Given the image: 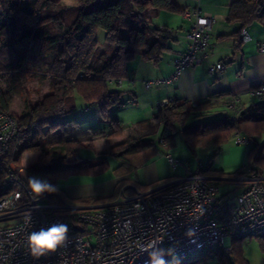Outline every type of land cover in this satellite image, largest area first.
Returning a JSON list of instances; mask_svg holds the SVG:
<instances>
[{"label":"trees","instance_id":"16d2710c","mask_svg":"<svg viewBox=\"0 0 264 264\" xmlns=\"http://www.w3.org/2000/svg\"><path fill=\"white\" fill-rule=\"evenodd\" d=\"M74 1L75 5H67L62 0H0V112L11 113L15 97L26 94L24 111L15 115L18 130L10 151L0 157V197L14 190L7 184L8 165L12 161L21 163L22 155L14 151L18 142L32 129H36V135H46L47 127L56 120L60 125L52 145L47 147L49 141L40 143L32 137L23 147L24 151L39 153L37 162L27 167L28 175L46 179L56 188L54 192H44L45 195L51 200H56L57 193L66 198L57 186L59 178L73 173L97 174L109 168L108 154L99 156L100 162L94 164L92 158L81 156L80 140L69 137L63 117L76 109L75 95L89 105L98 106L102 119L111 128V136H122L128 131L127 137L111 148V153L120 161L115 168L119 176L136 173L160 152L159 145L168 151L179 127L193 152L198 146H215L213 159L233 136L244 134L251 143L247 168L262 173L264 146L257 138L264 133V100L252 102L244 111L240 110L239 103L232 109V100H227L224 104L233 110L229 116L209 113L214 107L213 99L195 104L192 101L179 103V99L173 98L160 107L156 122L146 119L135 126H123L110 115L112 107L120 104L122 97V92L113 90L110 82L127 77L120 60L134 58V48H144L146 59H158L163 53L160 37L165 35V30L153 26L147 15L148 7L169 12L189 9L182 8L179 0ZM227 19L240 24L241 35L253 23H264V0H233ZM99 29L106 32L104 47L97 38ZM123 30L128 31V36L122 34ZM151 33L158 35L156 43L147 41ZM20 48H26L25 52H20ZM32 80L39 83L49 80L50 83V92L35 102L26 93ZM204 115L213 116L191 123ZM88 146L93 147V141ZM204 171L211 172L210 164L204 166ZM218 173L234 178L244 174L242 169ZM137 176L122 179L111 193L81 198L79 204H104L116 201L121 195H133L136 189L148 191L150 186L139 183ZM243 239L232 240L233 263L225 262L220 254L222 264H249L240 246ZM205 259V255H201L192 263L189 258L164 260L165 264H197Z\"/></svg>","mask_w":264,"mask_h":264},{"label":"built area","instance_id":"2783aa9c","mask_svg":"<svg viewBox=\"0 0 264 264\" xmlns=\"http://www.w3.org/2000/svg\"><path fill=\"white\" fill-rule=\"evenodd\" d=\"M185 16L193 20L186 35L187 49L175 59L170 77L145 81L147 88L171 82L184 69L209 62L207 50L217 19L203 14L200 5L187 10ZM164 30L167 38L176 32L169 27ZM242 39H250L247 30L242 31ZM259 49L264 52V42ZM224 67L221 61L208 63L211 74ZM253 94L264 95V83ZM238 102L234 98L231 108ZM17 130L15 116L0 112V157L9 153ZM249 142L235 135V143ZM168 158L177 169L181 161ZM15 165L9 163L7 179L14 190L0 197V264H150L153 251L162 250L167 260L188 259L216 245L228 248L235 238H264V175L259 171L248 169L240 176L247 186L233 201L224 199L218 181L201 164L195 170L186 167L182 176L161 188L136 189L133 195H122L104 206L82 208L66 202L60 193L51 200L33 192L27 170ZM54 222L68 225L66 241L44 256H32L28 236Z\"/></svg>","mask_w":264,"mask_h":264},{"label":"crops","instance_id":"0c3cea01","mask_svg":"<svg viewBox=\"0 0 264 264\" xmlns=\"http://www.w3.org/2000/svg\"><path fill=\"white\" fill-rule=\"evenodd\" d=\"M232 1L233 0L178 1L179 5L182 8H186L189 10H192L197 5H200L203 14L207 16H213L217 19V23L213 26L212 29L211 44L207 50V53L209 62L221 61L225 64V67L219 73L211 74L208 69L209 62L205 61L195 67H188L184 69L179 74V76L171 82H162L159 85L151 87L155 89L153 91H150L149 93V107L151 109H155V112L152 118L146 119H150L156 122L158 120L157 116L159 109L160 107H162V102L164 100H171L173 98L179 99V103H183L184 101H192L195 104L213 99L214 107L209 110V113H218V115L226 113L229 116L232 115L233 110H231L224 104V102L227 100H232L233 102L234 98H238L239 108L243 111L247 110L252 102L258 101V98H260L259 100H264V95L259 97L253 94L254 90L264 83V52L260 51L259 49L260 44L264 42V23L255 22L251 26L246 28L250 39L248 41H244L242 39V34H239L240 24L229 22L227 19ZM185 12H169L162 11L154 7H148L147 15L153 26L157 27L158 29H165L167 27L172 28L176 31L175 35L171 38H167L163 34L160 37V42L162 43L164 48L163 53L160 55V57H158V59H146L143 57V53L145 50L144 48H134V58L140 59L141 66L144 64H149L150 68H153L154 71L152 73L150 72L149 74L141 73V75L133 68L132 74L128 69V61H125V59L123 58L120 60V64L121 66L126 68L127 77L121 79L118 82L123 85L125 83H127L128 85H134V83L136 84V82L140 79L136 78V76L139 74V76L141 77V82H143L145 85V81L153 79H167L174 73L175 59L183 54L188 47L189 41L186 35L193 22L192 19L185 16ZM164 18L174 19V21L169 22L167 20H164ZM122 34L124 36H128V31L123 30ZM157 37V34L151 33L148 35L147 41L150 43H156ZM105 45L106 43H102L103 47ZM137 87L138 85L134 87L136 91L138 90ZM49 92L50 87L48 85L41 93V97L42 95H46ZM134 94L135 97L138 96L137 92H134ZM222 94L224 95L221 96ZM80 97L79 95H75L76 103L78 100H81V105L78 103L77 107L80 106V108H82L83 105H85V108H89V106L91 105H89L83 98L79 99ZM136 106H139V104ZM98 110L95 109V111L93 110L92 112V115L95 118V122L100 120L101 125L108 124L106 120L102 119L100 109ZM116 115L117 116L112 117L119 119L123 126H135L139 122L143 121L134 120L130 124V122H127V120L123 119L120 114L119 116L118 114ZM63 120L67 123L66 127L69 132L70 138L80 140V142L83 144V147L88 146L89 142L93 141V150L95 152V156L90 158L93 159V162H95L94 164L100 162L99 156L103 155L104 152H108V150L111 149L112 146H114L118 141L125 139L128 135V131H125L122 136H111L110 126L107 128L105 125L93 126L90 128L91 130L89 131V134H86L87 132H84V134L86 135H79L74 131L75 126H79L80 123L77 118H73V120H70V116L69 114H67L63 117ZM59 125L60 123L58 120H56L54 124L49 125L47 128L50 132L49 135H54ZM51 126H53L54 128L53 130L51 129ZM159 129L160 127L158 126L156 128L157 134L159 132ZM99 133H101V135H97ZM175 135L185 136L182 127L178 128ZM261 135L262 136L257 139L264 146V133ZM232 138L233 144L228 146L227 148L225 147L227 144L222 147L221 152H219L218 155L213 160H211V172H207L209 176L218 181L224 199H229L231 201H233L236 195L241 193L247 185L244 181L241 180L240 177L234 178L227 176L226 174L221 175L218 173V171H223L224 173H233L238 169H242L243 172H246V170H248L246 165L248 160V152L251 145L250 142L246 144H237L235 143V136H233ZM157 155L139 169V173L137 176L141 184L150 186L148 191L161 188L184 174H181L177 171L178 167L177 169H173L171 173L163 172L155 163ZM161 155L163 159H167L169 161L168 155H171V153L168 150L164 153H161ZM38 157L39 155L32 157V159L35 160L33 164L37 162ZM28 165L30 166V164ZM189 167L192 168V166L190 165ZM115 168H113V172L107 175V178H102V180L98 182L99 185L103 188L99 189L98 192L93 193L92 196H100L111 193L116 189L117 184L122 179L133 177V174L119 176L116 174ZM261 170L262 174L264 175V167H262ZM107 172H110V169ZM83 184L85 183L80 182L78 183L77 187H84ZM105 184H109L110 187L105 188ZM69 190H71L72 192V189ZM71 192L68 191V193L71 194L70 196L74 195ZM88 197L90 196L88 195ZM119 198L121 197L119 196ZM108 203L110 202L90 206L80 204L79 207L89 208L95 206H104Z\"/></svg>","mask_w":264,"mask_h":264},{"label":"rangeland","instance_id":"374dc122","mask_svg":"<svg viewBox=\"0 0 264 264\" xmlns=\"http://www.w3.org/2000/svg\"><path fill=\"white\" fill-rule=\"evenodd\" d=\"M63 3L67 5H75L76 2L74 0H62ZM164 20L167 21H174V19H168L164 18ZM97 38L100 40V43H105V38H106V32L104 29H99L97 31ZM27 44V42H25ZM26 48H20V52H25ZM140 59L138 58H132L127 62L129 72L133 74V68L136 72L142 73V74H149L150 72L152 73L154 69L150 68L149 64H144L141 66ZM147 63V62H145ZM137 73V74H138ZM141 74V75H142ZM136 78H140L139 81L136 82L138 85L137 91L134 89L137 85L134 83V85H128L125 83L124 85L121 84L120 82L116 81H111L110 86L113 90H118L122 92V97H121V103L115 105L112 107L110 115L111 116H117L116 114L121 115L123 119L127 120V122H130V124L134 120H144L146 118H152L153 114L155 112V109H151L149 107L150 103V98L149 93L150 91H153L155 88L148 89L145 87L144 83L141 82V77L139 74L136 76ZM50 87L49 80H45L43 82H38L37 80H32L29 82L27 91L26 93L28 94V97L32 101H36L41 98V93L45 89L46 86ZM136 85V86H135ZM134 92H137V97H135ZM26 94L24 93L22 96H16L13 102L12 106V114L15 115H20L24 111L25 108V103H24V97ZM44 95H42L43 97ZM80 97V96H79ZM147 97V99H146ZM79 99H82L80 97ZM258 98L257 100H259ZM81 105V100L77 101ZM84 103V102H83ZM139 106H136L138 105ZM126 107V108H125ZM154 108V107H153ZM99 109L97 105H91L89 108H85V105H83L82 108L78 106L76 110H74L70 116V120H73V118H77V120L80 121L79 126H75L74 131L78 133L79 135H86L89 134V131L91 130L90 128L93 126H103L105 125L107 128L109 127L108 124H100V120L95 122V118L92 115L93 110ZM151 110V111H150ZM99 111V110H98ZM213 115H204L203 117L200 118H194L191 120L192 122H196L198 120L202 119H210L212 118ZM16 118V117H15ZM99 123V124H98ZM107 123V122H103ZM52 130L54 129L53 126H51ZM48 128V127H47ZM84 132L86 134H84ZM36 129H32L31 132H29L26 136H24L23 139H21L16 148H15V153L16 155H22L23 158L21 159V163H16V167H23L24 169L27 170V167L29 166L28 164H33L35 160L32 159V157L39 155L38 152H33V151H24L23 147L29 143V140L33 137L36 142L44 143L48 142L47 147L52 145L53 143V136L54 135H49L50 132L47 129L46 130V135H36ZM262 136V135H260ZM258 136V138H260ZM119 137V136H116ZM157 138L158 136L155 135ZM123 139V138H122ZM124 140V139H123ZM227 145L225 146L226 148L230 145L233 144V138L229 140V142L226 143ZM235 144V143H234ZM163 145V144H162ZM225 148V149H226ZM215 146H208V147H197L196 152H193L190 147L188 146L186 142V137L184 135H175L173 138V146L170 147L169 152L171 155L175 158L180 160L181 162L179 163L178 166V172L183 174L185 172L186 166L188 167L189 165L192 166V169H197L201 164L203 165H208L211 163V160H213V154L215 151ZM159 150L160 152L158 153L155 163L160 167V169L163 172L166 173H171L173 171V168L169 161L167 159H163L161 153L165 152V149L159 145ZM111 149L108 150V152H104V154L109 153L107 155L108 162L110 164L109 168L101 173L97 174H86V173H73L69 176L66 177H61L57 180V186L62 190L63 194L65 195L66 202L69 204L79 206V199L88 197H93L92 194L95 192H98L99 189H102L99 185V181L105 178H107L109 173L113 172V168L117 167L120 164V161L118 160L119 158L116 157L114 154L111 153ZM38 153V154H37ZM80 154L84 158H90L95 156V152L93 150V147L89 146H84ZM26 161V162H25ZM24 162V164H23ZM95 163V162H93ZM28 165V166H27ZM110 169V172H107ZM140 169V168H139ZM139 169L137 170V174L139 173ZM135 172L133 173V176L136 177ZM84 182L83 184L84 187H77L78 183ZM141 183L140 181H138ZM136 182V184L139 186V183ZM105 188L110 187L109 184L104 185ZM72 189V192L71 190ZM71 192V194L68 193ZM235 192V190H234ZM69 194V195H68ZM91 194V195H90ZM127 196V195H126ZM114 202V201H113ZM233 241L230 243V247L226 248L225 246H214L211 250L204 252V253H197L191 256L190 263L194 261L195 258H199L201 255H205L206 259L199 261L197 264H222V261L224 260L225 262L227 260L233 261V256L230 254V248L231 244ZM244 257L248 261L249 264H264V238L263 237H256V236H251V237H245L240 244ZM223 260L221 259V256ZM176 257H170L167 262H172L176 260ZM233 263V262H232Z\"/></svg>","mask_w":264,"mask_h":264},{"label":"clouds","instance_id":"9594fccd","mask_svg":"<svg viewBox=\"0 0 264 264\" xmlns=\"http://www.w3.org/2000/svg\"><path fill=\"white\" fill-rule=\"evenodd\" d=\"M29 185L33 192L41 194L44 192L56 191L55 186L46 179L33 176L29 179ZM68 225L62 222H54L48 227H41L39 230L31 232L28 236V247L32 256L41 257L48 252H53L61 246L67 239ZM150 264H165L162 250L149 253Z\"/></svg>","mask_w":264,"mask_h":264},{"label":"water","instance_id":"95a60500","mask_svg":"<svg viewBox=\"0 0 264 264\" xmlns=\"http://www.w3.org/2000/svg\"><path fill=\"white\" fill-rule=\"evenodd\" d=\"M95 207H101V206H95ZM75 230L79 231V232H83L84 231V229L81 228V227H75Z\"/></svg>","mask_w":264,"mask_h":264}]
</instances>
